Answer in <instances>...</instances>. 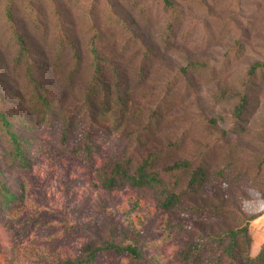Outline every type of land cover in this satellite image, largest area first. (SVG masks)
<instances>
[{
	"label": "rangeland",
	"instance_id": "rangeland-1",
	"mask_svg": "<svg viewBox=\"0 0 264 264\" xmlns=\"http://www.w3.org/2000/svg\"><path fill=\"white\" fill-rule=\"evenodd\" d=\"M174 1L180 6L183 21L169 45L163 42L166 18L155 11V0L142 2L154 9L150 23L127 0H38L44 35L33 29L32 17L21 7V0L17 8L22 12L17 18L34 59L43 62L40 73L50 88L63 90L62 84L56 83L57 78L62 82L60 74L53 68L60 40L64 36L76 43L85 72L70 95L69 109L78 107L88 83L87 44L94 28L98 30L102 54L123 67L129 88L124 125L115 132L107 121L110 146L121 143L118 147L123 150L126 145V152H134L135 159H141L146 151L182 141L167 163L206 160L211 172L224 167L233 179L209 185L180 209L164 213L154 189L125 185L108 190L104 186L108 168L104 161L92 167L54 149L35 159L25 173L8 168L4 171L11 188L22 194V203L0 224V264H62L78 257L87 242L131 243V236L154 264H185L178 254L188 245L229 228H243L253 216L256 218L248 226L251 257L261 251L264 77L257 80L251 94L245 130L225 139L221 131L230 128L231 121L211 131L208 119L231 115L233 103L219 101L218 95L238 91L247 68L256 61L264 62V0ZM4 2L1 0L0 24ZM106 6H113L151 49L153 58L145 63L147 75L142 81L136 76L145 48L138 45L122 52L124 35L109 20ZM66 51L71 54L69 47ZM11 53L0 43V90L4 94L15 87V80L8 76ZM132 53L136 55L131 60ZM193 62L204 68H193ZM3 75L8 79L1 78ZM155 110L162 115L158 131L137 150L138 139ZM234 147L237 155L226 159V151ZM231 160L236 161L233 167L228 165ZM202 207L224 209L226 215L212 219L200 212ZM100 264L131 263L127 257L107 253Z\"/></svg>",
	"mask_w": 264,
	"mask_h": 264
},
{
	"label": "trees",
	"instance_id": "trees-1",
	"mask_svg": "<svg viewBox=\"0 0 264 264\" xmlns=\"http://www.w3.org/2000/svg\"><path fill=\"white\" fill-rule=\"evenodd\" d=\"M18 1L20 0H5L0 24L1 46L12 52L8 76L15 80V87L6 94L0 90V224L22 203V194L11 188L5 178V169L25 173L31 169L35 159L55 151L54 149L92 167L99 160L104 161L108 165L104 181L108 190L125 185L154 189L160 195L158 205L164 213L180 209L187 199L209 185L233 179L224 167L211 172L206 160L196 163L190 159H179L167 163L182 141H172L165 147L146 151L141 159H135L134 152H126V145L123 150L118 147L121 143L110 146L107 121L118 132L127 117L129 88L124 81L123 67L102 54L98 44L99 32L94 28V35L87 44L88 83L78 102L79 110L69 109L70 95L85 72L81 53L74 41L73 43L63 36L53 61V68H56L63 82L57 78L56 83L62 84L63 90L50 88L40 73L43 62L39 63L34 59L29 40L18 21L17 17L22 12L17 8ZM127 1L134 9H139L146 22L153 20L154 9L142 4L145 0ZM36 2L38 0H21V7L32 17L33 29L44 35L46 28ZM155 3V11L166 18L163 42L169 45L175 41L178 26L183 21V13L174 0H155ZM105 11L109 20L124 35L122 52L138 45L145 48L136 76L142 81L147 75L145 63L153 58L150 47L144 45L135 30L113 6H106ZM67 47L71 54L67 53ZM134 55L136 53L130 54L131 60ZM193 64L195 69L204 68L200 63ZM260 77H264V62L256 61L247 68L238 91H223L218 95L219 101L233 103L231 115L209 118V130L213 131L220 124L225 125L228 120L231 121V127L221 131L222 138L226 139L232 133L245 130L243 125L250 112L251 94ZM4 79L7 80L8 77ZM164 98L160 100V108L164 105ZM161 116L160 110L152 112L150 123L138 139L137 150L143 149L156 135ZM142 136L145 137L142 139ZM237 150V147L228 149L226 159H232L233 154L237 155ZM231 163L228 164L230 167L236 165V161ZM263 164L264 160L260 162V166ZM261 197L264 199V192ZM184 211L193 212L192 209ZM200 212L212 219L226 215L224 209L209 210L202 207ZM255 218L250 217L243 228H229L188 245L179 252V258L185 264H264V246L256 257L252 258L250 254L248 226ZM130 239L131 243L113 240L101 244L87 242L78 257L62 264H100L107 253L127 257L131 264H154L144 256L137 239L133 236Z\"/></svg>",
	"mask_w": 264,
	"mask_h": 264
}]
</instances>
